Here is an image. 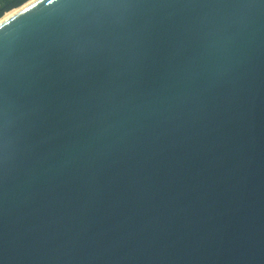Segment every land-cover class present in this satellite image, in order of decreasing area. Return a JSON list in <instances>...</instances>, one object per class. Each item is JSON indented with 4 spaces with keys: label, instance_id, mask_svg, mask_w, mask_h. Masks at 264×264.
I'll list each match as a JSON object with an SVG mask.
<instances>
[{
    "label": "water",
    "instance_id": "obj_1",
    "mask_svg": "<svg viewBox=\"0 0 264 264\" xmlns=\"http://www.w3.org/2000/svg\"><path fill=\"white\" fill-rule=\"evenodd\" d=\"M14 14L0 264H264V4Z\"/></svg>",
    "mask_w": 264,
    "mask_h": 264
},
{
    "label": "snow or ice",
    "instance_id": "obj_2",
    "mask_svg": "<svg viewBox=\"0 0 264 264\" xmlns=\"http://www.w3.org/2000/svg\"><path fill=\"white\" fill-rule=\"evenodd\" d=\"M7 0H0V16L3 15V3ZM60 4L66 7L70 16L66 27L62 29L60 44L64 47L71 46L74 51L81 49L77 44V38L88 31L92 26L86 21V16L94 11L119 10L133 5L141 4H185L193 6H204L210 4L229 3L230 0H59ZM53 4L54 0H48ZM264 4V0H260ZM18 14H14L16 16ZM14 16L0 20V32L6 30L15 22ZM45 43L37 37L29 42L24 48L27 53H31L33 48H39ZM8 51L0 43V199L3 195V185L5 181V165L7 158V102L9 97L8 84Z\"/></svg>",
    "mask_w": 264,
    "mask_h": 264
},
{
    "label": "trees",
    "instance_id": "obj_3",
    "mask_svg": "<svg viewBox=\"0 0 264 264\" xmlns=\"http://www.w3.org/2000/svg\"><path fill=\"white\" fill-rule=\"evenodd\" d=\"M29 1L30 0H7L6 3H3V15L0 16V19L4 17V15H6L7 13L18 9Z\"/></svg>",
    "mask_w": 264,
    "mask_h": 264
},
{
    "label": "bare ground",
    "instance_id": "obj_4",
    "mask_svg": "<svg viewBox=\"0 0 264 264\" xmlns=\"http://www.w3.org/2000/svg\"><path fill=\"white\" fill-rule=\"evenodd\" d=\"M34 1H37V0H31L29 1L27 4H25L24 6H22L21 8L19 9H15L9 13L6 14V16H4L3 18H1L0 20H3V19H6L7 17L11 16L12 14H14L15 12H17L18 10L22 9L23 7L27 6V5H30L31 3H33Z\"/></svg>",
    "mask_w": 264,
    "mask_h": 264
},
{
    "label": "rangeland",
    "instance_id": "obj_5",
    "mask_svg": "<svg viewBox=\"0 0 264 264\" xmlns=\"http://www.w3.org/2000/svg\"><path fill=\"white\" fill-rule=\"evenodd\" d=\"M4 16H6V15H4ZM3 18V17H2Z\"/></svg>",
    "mask_w": 264,
    "mask_h": 264
}]
</instances>
